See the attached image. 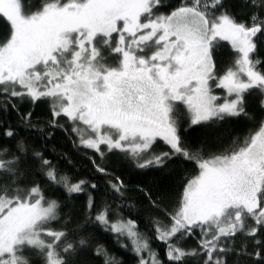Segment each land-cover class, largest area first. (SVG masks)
I'll use <instances>...</instances> for the list:
<instances>
[{
	"label": "snow or ice",
	"instance_id": "1",
	"mask_svg": "<svg viewBox=\"0 0 264 264\" xmlns=\"http://www.w3.org/2000/svg\"><path fill=\"white\" fill-rule=\"evenodd\" d=\"M0 264H264V0H0Z\"/></svg>",
	"mask_w": 264,
	"mask_h": 264
}]
</instances>
